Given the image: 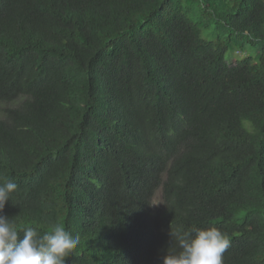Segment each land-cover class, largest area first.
<instances>
[{"label": "trees", "instance_id": "1", "mask_svg": "<svg viewBox=\"0 0 264 264\" xmlns=\"http://www.w3.org/2000/svg\"><path fill=\"white\" fill-rule=\"evenodd\" d=\"M0 104L3 214L78 236L65 264L193 227L264 264V0H0Z\"/></svg>", "mask_w": 264, "mask_h": 264}, {"label": "clouds", "instance_id": "2", "mask_svg": "<svg viewBox=\"0 0 264 264\" xmlns=\"http://www.w3.org/2000/svg\"><path fill=\"white\" fill-rule=\"evenodd\" d=\"M17 187L11 180L0 184V264H65L80 243L79 237L59 223L42 234L31 226L17 228L3 214ZM170 236L175 237L179 251L166 252L161 264H223V254L230 247L229 238L216 227L177 229Z\"/></svg>", "mask_w": 264, "mask_h": 264}, {"label": "rangeland", "instance_id": "3", "mask_svg": "<svg viewBox=\"0 0 264 264\" xmlns=\"http://www.w3.org/2000/svg\"><path fill=\"white\" fill-rule=\"evenodd\" d=\"M204 31H205V29H203ZM251 47H253V46H251V45H248V47L246 48V49H244V52L247 50V49H249V48H251ZM229 52L230 51H228V53L226 54V55H229ZM231 55V54H230ZM230 55H229V57H228V59H230ZM242 55V52H236V58H238V57H240ZM242 57V56H241ZM240 57V58H241ZM3 106V104H0V108ZM156 197V196H155ZM158 200L155 198V202H157Z\"/></svg>", "mask_w": 264, "mask_h": 264}]
</instances>
